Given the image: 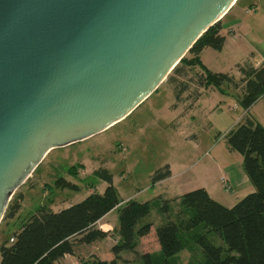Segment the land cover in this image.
I'll return each instance as SVG.
<instances>
[{"label":"water","instance_id":"obj_1","mask_svg":"<svg viewBox=\"0 0 264 264\" xmlns=\"http://www.w3.org/2000/svg\"><path fill=\"white\" fill-rule=\"evenodd\" d=\"M238 0H0V224L54 150L129 117Z\"/></svg>","mask_w":264,"mask_h":264},{"label":"trees","instance_id":"obj_2","mask_svg":"<svg viewBox=\"0 0 264 264\" xmlns=\"http://www.w3.org/2000/svg\"><path fill=\"white\" fill-rule=\"evenodd\" d=\"M224 42L219 22L198 40L165 83L172 85L173 109L185 95V100L194 105L202 91L208 89L225 93L226 87L238 93L237 104L243 117L224 140L229 152L242 156L243 171L254 191L232 208L218 204L204 189L184 194L179 198L181 210L174 221L155 230L158 254H141L139 260L143 264H157L156 259L160 264H170L191 243L200 248L204 264H264V127L248 115L264 96V64L253 67L248 60L237 64L239 78L208 70L201 63L200 54L207 49L221 52ZM73 170L69 174L75 176ZM93 176L107 185L101 195L93 192L82 202L58 212L39 206L17 230L10 232L12 227H6L7 231H0V264H57L67 256L77 258L80 264H118L122 253L137 254L139 241L147 239L152 231V224L146 222L149 203L130 200L123 204L106 170H97ZM170 176L169 167L165 166L153 174L151 183L155 185ZM53 188L80 190L63 179L57 180ZM22 202V195L12 199L2 222L13 221ZM113 210L118 211V241L107 248L102 244L105 235L97 224ZM169 210V203L164 202L161 212L167 214ZM211 235L224 248L214 246L208 239ZM79 250L89 253L87 258L79 256Z\"/></svg>","mask_w":264,"mask_h":264},{"label":"rangeland","instance_id":"obj_3","mask_svg":"<svg viewBox=\"0 0 264 264\" xmlns=\"http://www.w3.org/2000/svg\"><path fill=\"white\" fill-rule=\"evenodd\" d=\"M250 1L242 0L240 5H247ZM255 6L252 7L255 13L264 14L263 5ZM227 54L221 56L224 65L231 58L225 60ZM221 73L234 75V70ZM158 90L150 102L141 106L142 103L134 113L111 129L84 142L52 151L12 197L16 199L22 195L21 209L16 220L0 224V231L6 227L17 230L20 223L42 203L56 212L82 202L90 193L101 195L107 185L94 177L93 173L102 169L112 176V184L120 201L149 203L150 213L146 222L152 224L151 237L139 241L137 254L122 253L118 263L143 264L139 260L141 254H158L155 230L169 220L174 221L181 207L175 204L174 199L188 188L203 185L213 187L215 191H210L211 195L225 208H232L251 194L254 191L252 186L231 192L230 187L226 191L222 181L224 172L228 170L237 174L243 161L240 154L227 150L224 140L243 117V111L237 104L238 93L231 89L228 91L226 87L225 93L208 89L202 91L194 105L185 100V95L177 108L173 109L170 105L175 103V96L173 91H169L172 85L165 83ZM254 114L264 124L263 104ZM165 166L172 169L173 180L153 185V174ZM71 168L75 169L72 171L75 176L69 174ZM59 179L76 185L80 190H55L53 185ZM179 183L182 184L180 188ZM55 198L56 202L53 200ZM222 198L232 201V204ZM164 202L170 205L167 214L161 212ZM113 217H116V221ZM108 219L111 230L102 232L105 229L103 221L97 224V228L105 235L103 246L111 248L118 241V227L115 226L118 217L114 214ZM208 239L214 246L224 248L215 235ZM78 255L87 258L89 253L79 250ZM156 263L160 264V260L156 259ZM57 264L80 263L77 258L67 257ZM170 264H204V261L200 248L191 243L185 251L174 256Z\"/></svg>","mask_w":264,"mask_h":264},{"label":"crops","instance_id":"obj_4","mask_svg":"<svg viewBox=\"0 0 264 264\" xmlns=\"http://www.w3.org/2000/svg\"><path fill=\"white\" fill-rule=\"evenodd\" d=\"M241 1L242 0H238V2L228 11V13L220 21L221 34L225 39L222 51L215 52L213 50L207 49L200 54V61L208 70L214 73L232 72L234 70L233 74L236 78H239V75L235 69L237 64H241L247 60L253 65V67H259L262 64H264V14L255 13V10L252 9V7H256L255 5L257 4L260 6L263 5L264 7V0H252L250 2H247V5H240ZM248 9H251L252 11L249 12ZM226 52L229 54L226 55L225 60L229 57L231 58L224 65L221 56H223ZM163 84H165V82ZM158 91L155 92L151 97H149L145 102H143L141 106L150 102L152 98H154L155 94L158 93ZM169 91L172 92V90ZM260 104L264 105V96L249 110L248 115L252 120H254L256 123L264 127L263 122H261V120H259L254 114V112L257 110ZM173 105H175V103L174 104L172 103L170 106ZM153 107L154 106H152V108ZM241 168L242 166L238 167L237 174L232 170H228L224 172L222 181H227L229 187L231 188V192L234 190L237 191L240 188H244V187H248V189H250L252 186L249 180L247 179L243 171V168L242 171ZM169 170L171 172L170 178L161 181L158 184L168 183L173 180L174 175L170 167ZM178 186L180 188L182 187V184L179 183ZM188 189L189 190H185V192H183L181 196H183L186 193L195 191L197 189H204L211 199H213L214 201H218L211 195L210 191H215L214 188L211 186L203 185L200 188H188ZM181 196H178L176 197V199H174L175 204H179V198ZM222 199L226 203L232 204V201H229L226 198L225 199L222 198ZM53 200L55 202L57 201L56 198ZM122 203L124 204L125 202ZM41 206H45V204L42 203ZM179 210H181V207ZM114 214H116V216L118 217V211L113 210L101 220L103 221L105 228L104 230H102L103 233H107L109 230H111V224L108 218H110V216L112 217ZM16 218L17 216L15 217L14 220H16ZM113 218H115L114 221H116V217ZM12 225H14V223ZM115 226L118 227L117 222ZM10 232H13L12 229Z\"/></svg>","mask_w":264,"mask_h":264},{"label":"built area","instance_id":"obj_5","mask_svg":"<svg viewBox=\"0 0 264 264\" xmlns=\"http://www.w3.org/2000/svg\"><path fill=\"white\" fill-rule=\"evenodd\" d=\"M223 186L225 187L226 191H228L229 186H228V184L225 181H223ZM9 241H10V243H12L13 239H10Z\"/></svg>","mask_w":264,"mask_h":264}]
</instances>
